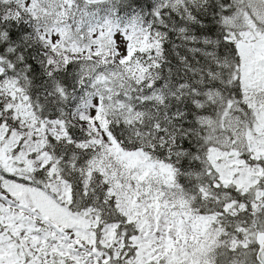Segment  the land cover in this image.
<instances>
[{
  "label": "snow or ice",
  "instance_id": "obj_1",
  "mask_svg": "<svg viewBox=\"0 0 264 264\" xmlns=\"http://www.w3.org/2000/svg\"><path fill=\"white\" fill-rule=\"evenodd\" d=\"M0 264H264V0H0Z\"/></svg>",
  "mask_w": 264,
  "mask_h": 264
}]
</instances>
